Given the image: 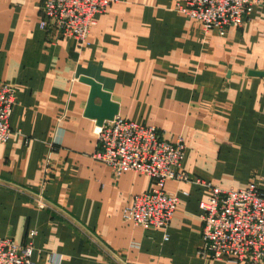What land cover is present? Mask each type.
<instances>
[{
    "label": "crops",
    "instance_id": "0c3cea01",
    "mask_svg": "<svg viewBox=\"0 0 264 264\" xmlns=\"http://www.w3.org/2000/svg\"><path fill=\"white\" fill-rule=\"evenodd\" d=\"M180 1L119 0L80 44L41 28L42 0H0V81L16 87L14 134L0 143V236L32 242L34 264H238L199 254L206 188L169 180L188 193L166 231L143 229L123 211L151 178L94 158L100 126L85 116L81 76L121 117L182 134L195 178L222 188L255 178L264 191V77L248 74L264 70V4L220 35L176 11Z\"/></svg>",
    "mask_w": 264,
    "mask_h": 264
},
{
    "label": "built area",
    "instance_id": "2783aa9c",
    "mask_svg": "<svg viewBox=\"0 0 264 264\" xmlns=\"http://www.w3.org/2000/svg\"><path fill=\"white\" fill-rule=\"evenodd\" d=\"M119 0H42L41 28L54 29L60 36L88 44L96 16ZM263 0H181L175 9L198 22L205 33L226 34L243 26ZM16 87L0 81V143H7L14 130L10 125ZM17 133H22L20 130ZM99 147L94 154L116 175L133 171L151 178L149 190L137 194L123 211V218L143 229L167 230L177 211L179 189L172 192L167 182L199 185L208 190L200 203L202 247L200 256L238 264H264V191L255 178L243 188H222L195 178L182 168L187 146L182 134L171 140L154 125L116 115L99 127ZM165 239L168 234L165 233ZM33 243L20 244L0 236V264H34ZM57 262H55L56 264Z\"/></svg>",
    "mask_w": 264,
    "mask_h": 264
},
{
    "label": "water",
    "instance_id": "95a60500",
    "mask_svg": "<svg viewBox=\"0 0 264 264\" xmlns=\"http://www.w3.org/2000/svg\"><path fill=\"white\" fill-rule=\"evenodd\" d=\"M248 74L264 77V70H250ZM80 81L89 84L91 88L85 116L95 119L96 123L101 126L105 121L113 120L116 115H119V104L112 99L110 92L103 89L100 82L87 76H81ZM97 98L100 99V103L96 102Z\"/></svg>",
    "mask_w": 264,
    "mask_h": 264
},
{
    "label": "rangeland",
    "instance_id": "374dc122",
    "mask_svg": "<svg viewBox=\"0 0 264 264\" xmlns=\"http://www.w3.org/2000/svg\"><path fill=\"white\" fill-rule=\"evenodd\" d=\"M240 184H241V181H238V182H236L235 185H240ZM224 185H226V184L224 183Z\"/></svg>",
    "mask_w": 264,
    "mask_h": 264
}]
</instances>
